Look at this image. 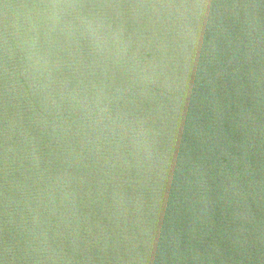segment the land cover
Returning <instances> with one entry per match:
<instances>
[{"label": "water", "instance_id": "obj_1", "mask_svg": "<svg viewBox=\"0 0 264 264\" xmlns=\"http://www.w3.org/2000/svg\"><path fill=\"white\" fill-rule=\"evenodd\" d=\"M0 264H264V0H0Z\"/></svg>", "mask_w": 264, "mask_h": 264}]
</instances>
